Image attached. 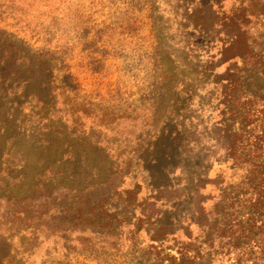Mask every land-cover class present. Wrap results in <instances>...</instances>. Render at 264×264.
I'll return each instance as SVG.
<instances>
[{
	"label": "rangeland",
	"instance_id": "obj_1",
	"mask_svg": "<svg viewBox=\"0 0 264 264\" xmlns=\"http://www.w3.org/2000/svg\"><path fill=\"white\" fill-rule=\"evenodd\" d=\"M261 5L0 0V264H132L124 243L19 213L108 182L178 238L195 237V208L216 210L219 192L220 161L208 156L220 153L212 124L225 36L212 11L245 6L247 36ZM156 78L165 92L155 112ZM155 131L149 164L144 144Z\"/></svg>",
	"mask_w": 264,
	"mask_h": 264
},
{
	"label": "trees",
	"instance_id": "obj_2",
	"mask_svg": "<svg viewBox=\"0 0 264 264\" xmlns=\"http://www.w3.org/2000/svg\"><path fill=\"white\" fill-rule=\"evenodd\" d=\"M260 1L263 5L247 36L240 31L250 16L245 6L237 14L236 9L220 12V5L212 11L213 16L222 14L225 36L217 63L226 66L215 80L212 124V139L220 153L208 156L220 161L215 181L219 192L216 210L201 204L195 208L189 222V228L197 230L195 237L178 238L174 224L170 227L136 211L120 187L109 182L56 193L40 206H26L20 216L124 243L132 264H264V0ZM24 59L30 62L28 56ZM163 83L156 78L151 90L155 112L164 99ZM177 134L183 136L181 131ZM177 134L173 140L181 154L184 140L179 143ZM159 135L155 131L144 144L149 164L155 161ZM140 151L137 154L144 153ZM225 186L229 191L223 190Z\"/></svg>",
	"mask_w": 264,
	"mask_h": 264
}]
</instances>
